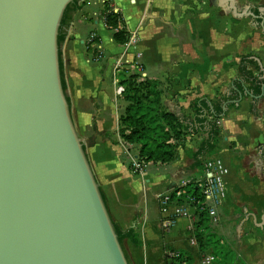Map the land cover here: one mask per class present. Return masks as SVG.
<instances>
[{"label": "crops", "instance_id": "crops-1", "mask_svg": "<svg viewBox=\"0 0 264 264\" xmlns=\"http://www.w3.org/2000/svg\"><path fill=\"white\" fill-rule=\"evenodd\" d=\"M198 1L115 0L132 39L124 53L105 24L106 0H79L61 50L67 99L110 217L130 234L125 246L134 263L163 264L172 249L194 258L188 264H199L198 248L191 245L194 230L188 229L197 222L196 212L194 220L182 219L167 232L159 197L197 184L206 162L219 158L229 169L227 197L212 230L245 264H264V98H257L264 85V30L251 16L216 6L213 15ZM233 1L239 14L264 15V0ZM245 18L248 25L229 35ZM223 19L228 30H220ZM92 35L99 44H89ZM94 48L102 59L88 51ZM122 54L129 66L140 68L135 71L160 83L166 109L189 133L173 163L148 165L143 174L132 170L128 154L136 152L119 133L125 103L114 72ZM248 56L262 64L247 67L251 80L240 72ZM211 123L215 136L203 126ZM207 142L215 146L212 153L203 151Z\"/></svg>", "mask_w": 264, "mask_h": 264}, {"label": "water", "instance_id": "water-1", "mask_svg": "<svg viewBox=\"0 0 264 264\" xmlns=\"http://www.w3.org/2000/svg\"><path fill=\"white\" fill-rule=\"evenodd\" d=\"M74 1L0 0V264H129L63 89ZM211 3L264 30L233 0Z\"/></svg>", "mask_w": 264, "mask_h": 264}, {"label": "trees", "instance_id": "trees-1", "mask_svg": "<svg viewBox=\"0 0 264 264\" xmlns=\"http://www.w3.org/2000/svg\"><path fill=\"white\" fill-rule=\"evenodd\" d=\"M78 1L75 0L70 4L64 13L59 30V46L64 44L67 39V30L72 22L73 14L78 10ZM105 18L107 28L113 32L115 43L119 46H125L130 41V34L122 14L114 10L109 1L105 2ZM99 42L98 39L94 40V44H99ZM88 51H92L94 59L99 52L97 48ZM250 57L243 58L240 66L241 74L249 80L253 79V73L247 67L258 68V63ZM63 69L61 63V73ZM62 79L63 89L66 91L64 78ZM121 85L124 88L122 99L125 103V111L120 119L119 133L121 138L130 146L131 151L137 152L138 158L144 164L165 166L173 163L178 157V149L181 143L184 142L189 133L177 116L166 109L160 83L147 76L132 74L127 77L124 76L121 79ZM216 116L218 117V114ZM203 126L211 129V136L218 134L215 124H203ZM84 148L86 150L87 145ZM204 148L203 151L212 153L215 146L207 142L204 144ZM204 202L205 199L196 184L186 186L185 194L178 199L179 204L195 208L198 218L192 238L196 240L199 256L210 254L215 257V264H245L224 243L223 238L212 230L214 224L207 211L204 210ZM114 226L123 247L130 234L123 232L116 225ZM193 259L189 256L191 263L194 262ZM163 264L171 263L164 258ZM172 264L182 263L175 261Z\"/></svg>", "mask_w": 264, "mask_h": 264}, {"label": "built area", "instance_id": "built-area-1", "mask_svg": "<svg viewBox=\"0 0 264 264\" xmlns=\"http://www.w3.org/2000/svg\"><path fill=\"white\" fill-rule=\"evenodd\" d=\"M109 1L112 7L115 10L114 1L115 0H106ZM104 21L106 23V18L104 15ZM96 37L94 35L89 39V44L94 43ZM132 39L125 45V52H127L130 47ZM97 60L102 59V53L96 58ZM128 61L124 59V54H122L119 59L117 66L115 68V72L120 71L124 65H128ZM132 68L139 70L137 66H133ZM140 71V70H139ZM116 80V77H115ZM117 83V80L115 81ZM124 92V88L122 86L117 87V95H122ZM130 159L131 168L135 173L143 174L147 168V164H144L138 158L137 152L135 154H128ZM229 174V169L225 166L223 161L219 158H213L206 162L205 164V177L203 180L196 184L197 188L200 189L202 196L205 199L204 202V210L207 211L212 223L216 225L219 222V214L218 211L220 207L223 205L224 201L227 197V189L225 186V178ZM186 186L180 187L175 190L172 194L169 195H161L159 197L160 209L162 213V222L161 227L163 230L169 232L174 229L178 222L182 219H190L194 220L193 211H195L194 207L189 205H181L178 203V199L185 194ZM188 229L194 230V224L190 226ZM191 245L196 246V240L192 238ZM164 258L167 259L168 262L172 264V262L178 261L182 264L189 263V257L182 253L181 251L169 249L165 252ZM216 259L214 256L207 254L203 255L200 258L199 264H215Z\"/></svg>", "mask_w": 264, "mask_h": 264}, {"label": "rangeland", "instance_id": "rangeland-1", "mask_svg": "<svg viewBox=\"0 0 264 264\" xmlns=\"http://www.w3.org/2000/svg\"><path fill=\"white\" fill-rule=\"evenodd\" d=\"M198 4L200 3V5L203 7V5H204V7H203V10H205V11H207V10H210V13H212L213 15L215 14V12H217L218 10L214 7V5L213 6H211L210 4V0H199L198 2H197ZM197 3H193V5H194V7L196 8V10L197 11H199L198 10V8H197V6H195V5H197ZM211 7V8H210ZM230 17H232V15L231 14H229V17L228 18H230ZM225 21H226V19H223L222 21H221V23L219 24V27H220V30H226L227 29V27H228V24L226 23L225 24ZM249 19H244V21H243V23L242 24H240L238 27H235V26H232L231 28H230V30H231V33H228L229 35H231V34H233L232 33V31H235L236 29L237 30H242V28L243 27H246L247 25H248V23H249ZM260 29V28H259ZM228 30V29H227ZM261 30V29H260ZM234 35V34H233ZM62 46H63V44L62 45H60L59 46V49H60V62L63 64V60H62V52H61V50H62ZM128 70V71H127ZM132 74H140V73H138L137 71H135V69L134 68H132L131 66H126V65H124L123 66V68H121L120 69V71H118V72H114V80H115V77H116V80H117V87H119V86H122L121 85V79L124 77V76H129V75H132ZM141 75V74H140ZM62 76H63V72H62ZM63 78V77H62ZM115 80V81H116ZM122 96V95H121ZM212 155H215V154H212ZM197 246V245H196ZM124 248V252H125V254H126V257H127V260H128V262H129V264H138V263H134L132 260H131V258H130V256H129V250H128V248L125 246V242H124V246H123ZM156 264H162L159 260L157 261V263ZM194 264H196V263H194Z\"/></svg>", "mask_w": 264, "mask_h": 264}, {"label": "flooded vegetation", "instance_id": "flooded-vegetation-1", "mask_svg": "<svg viewBox=\"0 0 264 264\" xmlns=\"http://www.w3.org/2000/svg\"><path fill=\"white\" fill-rule=\"evenodd\" d=\"M262 13H263V12H261V10H256V12H255L254 14H255L256 16H258V17H261V16H264ZM256 21H257L256 24L261 23L260 19H257Z\"/></svg>", "mask_w": 264, "mask_h": 264}]
</instances>
